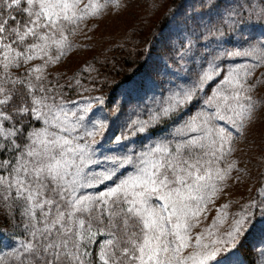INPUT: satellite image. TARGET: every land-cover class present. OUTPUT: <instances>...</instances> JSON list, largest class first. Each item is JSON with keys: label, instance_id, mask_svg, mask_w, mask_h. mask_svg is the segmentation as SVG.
I'll use <instances>...</instances> for the list:
<instances>
[{"label": "snow or ice", "instance_id": "1", "mask_svg": "<svg viewBox=\"0 0 264 264\" xmlns=\"http://www.w3.org/2000/svg\"><path fill=\"white\" fill-rule=\"evenodd\" d=\"M130 4L0 0V264H264V0H172L108 68Z\"/></svg>", "mask_w": 264, "mask_h": 264}, {"label": "rangeland", "instance_id": "2", "mask_svg": "<svg viewBox=\"0 0 264 264\" xmlns=\"http://www.w3.org/2000/svg\"><path fill=\"white\" fill-rule=\"evenodd\" d=\"M153 2L154 0H131V4L127 9L120 11L119 13L109 12L106 17L100 21L99 30L95 33L92 43L94 45V53L96 55L100 57L107 56L109 58L110 63L107 66L108 68L111 67V60L113 57L120 62L123 69L132 68L133 65L129 62L135 58L133 55L134 46L132 43L129 42V46L124 49H120L116 47V45L122 44L124 42V38L131 35L129 29H131L133 25L138 24L140 19L148 21V27L155 24L160 18V15L165 11L166 7L172 3V0H156L157 3L163 4L164 7H161L159 12H156L155 14H152L151 9ZM146 34L147 28H145L142 35ZM132 39L135 40L136 37H132ZM92 54L93 53L86 51L73 56L68 62V67L75 68L78 62L83 61L84 59H90ZM108 75L113 78H122L125 75V72L108 71ZM104 90L106 92L109 91V87L106 86ZM244 143H251V137L249 138V141ZM256 143L259 144V139H257ZM242 147H244L243 143ZM259 152V148H253L251 151L244 148L243 162L248 163V158L251 157L252 162L249 166L252 169L253 178L248 180L243 186L233 188L226 197L218 200L217 204L224 203L228 198L243 202V199H246L249 196H255V190L259 186L256 176V173L260 171L257 166V157ZM232 210H235V206H233ZM213 215H215V209L208 213V223L211 222V217ZM259 239V235H255L249 237L247 243L256 244L258 247Z\"/></svg>", "mask_w": 264, "mask_h": 264}, {"label": "trees", "instance_id": "3", "mask_svg": "<svg viewBox=\"0 0 264 264\" xmlns=\"http://www.w3.org/2000/svg\"><path fill=\"white\" fill-rule=\"evenodd\" d=\"M122 77V76H121ZM123 78V77H122Z\"/></svg>", "mask_w": 264, "mask_h": 264}]
</instances>
